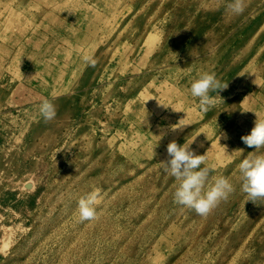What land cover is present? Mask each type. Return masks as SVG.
<instances>
[{
    "label": "rangeland",
    "instance_id": "374dc122",
    "mask_svg": "<svg viewBox=\"0 0 264 264\" xmlns=\"http://www.w3.org/2000/svg\"><path fill=\"white\" fill-rule=\"evenodd\" d=\"M230 2L0 0V264H264V198L238 168L264 119V0ZM205 72L223 89L207 112ZM172 142L234 186L207 216L174 201Z\"/></svg>",
    "mask_w": 264,
    "mask_h": 264
},
{
    "label": "clouds",
    "instance_id": "9594fccd",
    "mask_svg": "<svg viewBox=\"0 0 264 264\" xmlns=\"http://www.w3.org/2000/svg\"><path fill=\"white\" fill-rule=\"evenodd\" d=\"M245 7V0H231L228 4V10L233 15L242 14ZM220 90L223 89L216 74L207 72L199 74L198 78L191 82L189 88L191 96L199 98V106L204 112H207L216 103V98L210 93L218 92L219 94ZM39 112L46 120H51L56 116L55 107L48 100L39 105ZM221 135L227 139L226 133ZM241 139L249 148L256 149L238 165L243 181L242 191L253 200L264 198V153L259 151L264 149V119L258 117L250 134L242 136ZM189 149L190 145L186 143L183 145L176 142L170 143L168 145L170 159L164 164L167 165L170 175L177 181L178 186L174 192L175 203L194 209L201 216H207L222 200L229 197L234 191V186L225 177H214V183H210V168L200 167L205 162L206 155H196ZM237 152H243V150L237 149L230 156ZM99 199V189L93 190L79 199L78 212L82 220L90 221L97 217L96 205Z\"/></svg>",
    "mask_w": 264,
    "mask_h": 264
},
{
    "label": "bare ground",
    "instance_id": "6f19581e",
    "mask_svg": "<svg viewBox=\"0 0 264 264\" xmlns=\"http://www.w3.org/2000/svg\"><path fill=\"white\" fill-rule=\"evenodd\" d=\"M155 39L154 37H147L146 40L144 41L143 47H145L148 52H151L153 50V46L155 45Z\"/></svg>",
    "mask_w": 264,
    "mask_h": 264
}]
</instances>
